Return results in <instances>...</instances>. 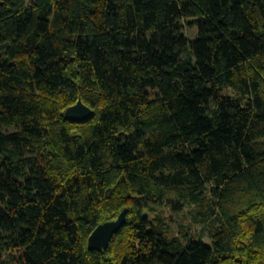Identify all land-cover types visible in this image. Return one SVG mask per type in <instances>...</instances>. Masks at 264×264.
<instances>
[{
	"label": "trees",
	"instance_id": "16d2710c",
	"mask_svg": "<svg viewBox=\"0 0 264 264\" xmlns=\"http://www.w3.org/2000/svg\"><path fill=\"white\" fill-rule=\"evenodd\" d=\"M0 264H264V0H0Z\"/></svg>",
	"mask_w": 264,
	"mask_h": 264
},
{
	"label": "water",
	"instance_id": "95a60500",
	"mask_svg": "<svg viewBox=\"0 0 264 264\" xmlns=\"http://www.w3.org/2000/svg\"><path fill=\"white\" fill-rule=\"evenodd\" d=\"M92 108L79 100L65 111V118L69 122L82 123L93 116ZM128 209H125L116 220L108 221L97 226L88 239L90 251L103 252L107 250L111 240L117 235L127 222Z\"/></svg>",
	"mask_w": 264,
	"mask_h": 264
},
{
	"label": "rangeland",
	"instance_id": "374dc122",
	"mask_svg": "<svg viewBox=\"0 0 264 264\" xmlns=\"http://www.w3.org/2000/svg\"><path fill=\"white\" fill-rule=\"evenodd\" d=\"M188 34L190 36L193 35L191 32H188ZM167 219L169 220L168 223L171 226V228L177 233H183L182 230H184V231H188L190 234H194L201 230L200 229L201 226H197L193 224L191 215L187 214L186 211L179 215H173V216L168 215ZM204 241L207 242L206 244L208 246H211V240L208 239L207 235L204 238Z\"/></svg>",
	"mask_w": 264,
	"mask_h": 264
},
{
	"label": "crops",
	"instance_id": "0c3cea01",
	"mask_svg": "<svg viewBox=\"0 0 264 264\" xmlns=\"http://www.w3.org/2000/svg\"><path fill=\"white\" fill-rule=\"evenodd\" d=\"M27 2H31V1H33V0H26Z\"/></svg>",
	"mask_w": 264,
	"mask_h": 264
}]
</instances>
